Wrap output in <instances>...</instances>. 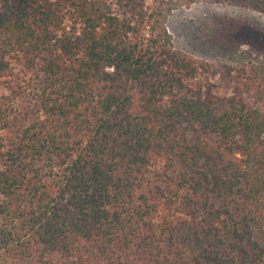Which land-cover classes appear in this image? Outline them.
<instances>
[{
    "label": "trees",
    "instance_id": "trees-1",
    "mask_svg": "<svg viewBox=\"0 0 264 264\" xmlns=\"http://www.w3.org/2000/svg\"><path fill=\"white\" fill-rule=\"evenodd\" d=\"M197 1L264 15V0H0V254L264 264V63L236 96L203 95L206 63L165 27Z\"/></svg>",
    "mask_w": 264,
    "mask_h": 264
},
{
    "label": "rangeland",
    "instance_id": "rangeland-1",
    "mask_svg": "<svg viewBox=\"0 0 264 264\" xmlns=\"http://www.w3.org/2000/svg\"><path fill=\"white\" fill-rule=\"evenodd\" d=\"M174 48L190 54L206 65L193 81L202 94L218 102L236 96L233 85L238 82L241 68L249 63H264V15L226 3L192 2L172 9L165 21ZM30 73L15 69L14 83H24ZM10 95V89H0ZM244 98L249 99L244 93ZM24 95L13 97L21 103ZM213 142L214 138L211 137ZM231 154L222 153L221 159ZM0 264H19L0 254Z\"/></svg>",
    "mask_w": 264,
    "mask_h": 264
}]
</instances>
